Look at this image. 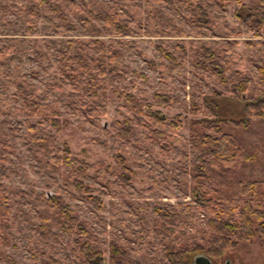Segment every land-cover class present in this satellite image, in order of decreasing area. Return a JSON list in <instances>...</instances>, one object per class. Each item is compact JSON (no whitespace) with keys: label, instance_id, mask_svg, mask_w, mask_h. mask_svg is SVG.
Wrapping results in <instances>:
<instances>
[{"label":"rangeland","instance_id":"1","mask_svg":"<svg viewBox=\"0 0 264 264\" xmlns=\"http://www.w3.org/2000/svg\"><path fill=\"white\" fill-rule=\"evenodd\" d=\"M195 1L206 6L214 21L213 27L204 33L198 32L186 5L179 0H87V10L83 11L68 2V13L77 27L61 28V32L52 24L53 20L57 24L59 21L48 13L32 24L26 6L38 0H0V107L3 102L23 105L16 82L24 81L38 101L51 103L61 112L62 119H70L56 134V143L58 146L67 143L74 161L89 166L81 177L91 185L92 194L103 201L102 208L88 202L66 178L63 173L66 166L54 170L36 154L35 144L27 137V126L43 120L41 116L0 113V142L6 143L0 145L3 153L0 194L11 205L6 213L5 200L0 195V237L8 240L0 244V264H56L54 260L83 264L75 252V234L63 231L54 221L55 212L47 206L46 199L52 194L62 195L79 219L98 235L105 249V264L111 263L112 241L124 246L139 264H172L166 249L178 243L179 233L168 229L174 224L155 206L176 212L177 222L191 240L203 241L212 233L208 220L213 214L202 210L191 191L186 193L182 188L184 183L192 182L185 156L192 159L199 154L191 142L190 121L213 118L215 114L218 118L239 121L247 115L242 103L213 94V89L224 92L225 88L197 64L196 49L202 43L213 47L224 45L232 57L231 68L251 77L248 93L253 94L263 90L259 67L264 62V35H256L240 24L234 12L236 3L223 7L217 0ZM112 6L119 8L131 34L113 36L94 32L104 30V22L89 10ZM238 25L242 33L230 36V29ZM70 39L102 41L91 51L105 59L109 45L119 51L124 78L111 79L106 75L110 100L99 125L68 103L73 101L71 94L76 92V86L63 73L57 59L63 51H70L66 47ZM161 45L174 54V60L160 52ZM198 57L203 58L201 53ZM136 71L147 77L138 76ZM124 87L139 100L142 95L151 96L156 91L174 96L171 102L154 100L153 109L161 111L166 122L158 123L130 110L123 95ZM193 102L199 105L197 113L191 110ZM177 115H181L183 124L174 132L168 123ZM126 116L146 120L147 124L139 127V139L127 141L115 135L112 123ZM249 121L247 127L232 123L222 126L224 132L238 139L241 147L260 146L256 160L239 156L234 163H225L238 182L229 190L231 204L235 206L241 197L239 182L264 179V118L251 117ZM43 122L55 132L49 121ZM155 129L168 133L176 149L163 148ZM207 132L221 136L212 130ZM98 162L108 166L102 175L93 167ZM212 261L264 264V241H243Z\"/></svg>","mask_w":264,"mask_h":264},{"label":"trees","instance_id":"2","mask_svg":"<svg viewBox=\"0 0 264 264\" xmlns=\"http://www.w3.org/2000/svg\"><path fill=\"white\" fill-rule=\"evenodd\" d=\"M183 2L189 14V19L198 29L199 33L210 29L214 25L209 10L201 2L195 0H179ZM223 7L226 3H236L235 16L241 25L256 35H264V0H217ZM76 4V9L87 10V0H38L37 3H29L26 7L32 16V24L35 25L37 19L44 13L50 14L57 24L52 21L53 26L58 32L61 28L75 29L77 26L68 13L66 3ZM6 9V8H5ZM8 9V8H7ZM74 11L75 9L70 8ZM12 12V10L10 11ZM98 20L104 22L103 29H96L94 32L109 35H129L132 30L128 23L122 17L119 8L112 6L109 9L97 7L89 10ZM87 20V18H84ZM241 25L230 29V36H236L242 33ZM33 31L32 28L29 29ZM120 42V41H118ZM102 43L98 40L70 39L67 41L65 50L61 57L57 59L61 63L62 71L76 86V92L71 94L73 101L68 102L75 109L82 112L93 123L99 125L101 117L108 110L109 104V82L106 75L111 79L124 78L125 70L119 61V51L109 45L106 54L107 58L97 57L91 48L94 45ZM160 52L168 59L174 60V54L164 46H159ZM201 53L203 58H199ZM232 57L228 49L222 45L213 47L206 43L200 44L196 49L197 64L202 66L211 74L225 91L213 89L216 97H229L245 106L246 119L232 121L227 118H202L190 121V138L194 147L199 150V154L189 159L185 156L189 173L192 175V182L189 185L184 183L182 188L188 193L191 191L194 198L199 202L202 210L213 214L208 220L212 233L203 241L191 240L181 223L177 222V213L170 211L165 207L155 206L158 212L169 218L174 227H168L171 232L179 233L177 244L167 246V256L172 264H191L197 255H206L211 260L221 257L225 252L236 249L243 241H264V179L249 180L239 182L241 184V197L237 205L231 204V193L235 184L238 183L231 170L225 166V163H234L239 156L245 160H256L260 146L252 144L250 149L239 145L238 139L232 134L223 131V125L232 123L235 126L247 127L251 117L264 118V62L260 66L262 74L263 90L256 93H248L252 79L250 76L231 68ZM138 76L146 78V74L136 71ZM261 85V86H262ZM17 91L23 98V105L17 107L3 102L0 107V113L19 115L23 112L27 116H41L43 120L31 123L27 126V137L35 144V152L48 166L54 170L60 171L63 166L67 168L63 171L66 178L71 182L74 189L83 194L88 202H92L96 207L102 208V199L92 194V187L82 179L81 174L88 172L89 166L83 163H76L70 146L64 143L58 146L56 143V134L64 126H67L70 119L61 118V112L51 103L38 101L28 85L24 81L16 82ZM123 95L126 100V106L136 114L143 115L145 118L165 123L166 118L162 112L154 110V100L171 102L175 99L170 94H164L159 91L151 96L142 95L141 100L136 94L124 87ZM208 103V98H204ZM208 105H210L208 103ZM211 107V106H210ZM199 105L193 102L192 112L197 113ZM213 109V108H212ZM44 120L49 121L55 132L48 130L44 125ZM147 124L143 117L138 116L137 120L126 116L117 119L112 123L115 135L130 141L139 139V127L141 124ZM181 115L174 117L169 123V127L174 131L182 126ZM207 130L220 133L221 136L209 134ZM162 147L167 151L176 149L169 141L170 135L164 131L155 129ZM6 143L0 142V145ZM0 151V160L3 158ZM120 157V156H119ZM123 164L125 159H121ZM97 174L102 175L108 170L102 162L93 165ZM11 177L10 175H6ZM124 178H129L123 175ZM2 196V193L0 194ZM5 200L6 213L11 209ZM47 206L55 212L54 221L65 232L75 234L74 244L75 252L80 257L83 264H105V249L100 243L98 235L79 219L75 209L60 194H52L47 197ZM239 209V212H236ZM5 236L0 237V244L7 243ZM56 264H64L54 260ZM110 264H139L131 258L126 248L115 241L110 245Z\"/></svg>","mask_w":264,"mask_h":264},{"label":"water","instance_id":"3","mask_svg":"<svg viewBox=\"0 0 264 264\" xmlns=\"http://www.w3.org/2000/svg\"><path fill=\"white\" fill-rule=\"evenodd\" d=\"M191 264H214L213 261L206 255H197L193 259V262ZM227 264H231L230 262H227Z\"/></svg>","mask_w":264,"mask_h":264}]
</instances>
